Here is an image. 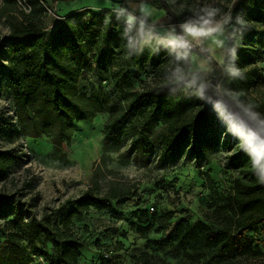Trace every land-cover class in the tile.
<instances>
[{
	"label": "trees",
	"instance_id": "obj_1",
	"mask_svg": "<svg viewBox=\"0 0 264 264\" xmlns=\"http://www.w3.org/2000/svg\"><path fill=\"white\" fill-rule=\"evenodd\" d=\"M68 1L74 0H26L28 13L21 12L22 19H19L14 14L18 0H1L0 17H5L9 30L2 67L11 89L15 115L21 125H27L29 138L43 137L55 148L68 149L73 124L92 122L97 113L105 111L103 136L110 138L123 131L129 132L130 146L139 155L149 156L155 141L162 147V159L175 157L188 142L195 155L200 142H206L214 103H223L237 126L251 135V141L261 134L241 120L217 94L200 100L184 94L172 96L167 90H160L167 53L145 49L129 56L121 38L122 25L116 22L109 9L73 12L52 32H45L41 22L47 16L48 4ZM115 1L124 3V0ZM187 1L147 0V3L178 22L189 14ZM215 3L225 11L232 5L233 15L241 14L247 22L235 61L243 78L220 77L226 90L245 97L264 81L257 65L264 58V0H235V4L232 0H215ZM132 68L141 72L148 68L146 75L150 82L138 90L133 89L128 82ZM83 73L94 75L99 84L113 86L117 92L115 103L109 104L110 94L98 87L87 90L80 86ZM258 109H264V103L259 104ZM212 143L217 142L213 140ZM235 159L243 177L234 180L230 192L220 196L213 211L225 217L226 225L216 227L203 220L190 222L188 218H179L169 226H155L151 222L154 216L143 212L137 220L143 216L146 223H136L134 231L146 238L151 232L167 230L168 246L184 255L189 264H234L264 257V252L256 245V236L264 235V183L255 176L248 153L242 152ZM15 162L10 154H0V177L6 176ZM33 183L34 177H31L22 188L30 190ZM128 194L110 188L100 196L98 184L93 183L78 198L64 201L63 205L70 208L54 225H31L29 254L44 264H76L79 250L71 231L72 217L90 209L113 213L111 202ZM129 195H136V192ZM42 237L50 243L51 251L38 247ZM9 238L14 244L13 238L20 239V236L16 232ZM102 264L118 263L104 260ZM132 264L167 263L143 252L132 257Z\"/></svg>",
	"mask_w": 264,
	"mask_h": 264
},
{
	"label": "rangeland",
	"instance_id": "obj_2",
	"mask_svg": "<svg viewBox=\"0 0 264 264\" xmlns=\"http://www.w3.org/2000/svg\"><path fill=\"white\" fill-rule=\"evenodd\" d=\"M207 0H188L187 7ZM115 0H74L49 3L47 16L41 25L52 32L69 14L91 9L111 10ZM1 6V0H0ZM150 6V5H149ZM157 17L169 19L163 12L150 6ZM28 13L26 0H18L17 18ZM170 20V19H169ZM9 30L5 17H0V154L15 158L14 167L0 177V264H44L29 254L28 241L32 224L54 225L55 220L68 212L63 203L81 196L93 183L98 184L99 195L110 188L129 194L111 202L113 213L94 210L72 217V233L76 239L79 257L76 264H102L104 260L118 264H132V257L147 252L167 264H189L184 255L171 249L165 234L149 233L146 238L134 231L136 223H143L146 212L155 226H169L179 218L190 222L203 220L214 226L226 225L225 217L213 211L220 196H226L236 179L243 177L236 163V156L247 152L242 148L251 135L239 128L227 113L223 103L212 105L211 124L206 131V142H200L197 154L192 153L190 142L173 158L162 159V147L155 141L149 156L135 153L130 146L131 134L123 131L115 137L103 136V124L107 113H97L92 122L73 124V134L68 149L55 148L47 139L28 137L27 125H21L15 115L13 97L5 70L6 40ZM264 78V58L257 63ZM145 72L131 69L128 82L138 90L148 84ZM80 86L100 88L108 96L109 104L115 103L117 92L113 86L99 84L94 75L83 73ZM229 104L235 114L249 126L259 131L251 122L250 113L240 108L234 95L226 90L217 93ZM253 110L264 115L258 106L264 103V81L240 97ZM157 136L158 129L154 130ZM216 140V144L212 143ZM209 179H207V177ZM34 177L32 189H23V183ZM152 209V210H151ZM156 217V219H154ZM18 232L20 239L11 233ZM38 247L51 251L50 243L42 237ZM256 245L264 252V235L256 236ZM122 246V249L118 248ZM234 264H264V257L257 261H236Z\"/></svg>",
	"mask_w": 264,
	"mask_h": 264
},
{
	"label": "clouds",
	"instance_id": "obj_3",
	"mask_svg": "<svg viewBox=\"0 0 264 264\" xmlns=\"http://www.w3.org/2000/svg\"><path fill=\"white\" fill-rule=\"evenodd\" d=\"M111 11L122 25L121 38L129 56L145 49L167 53L160 90L206 100L226 91L221 76L243 78L235 61L247 22L241 14L233 15L232 5L225 11L215 0L198 3L178 22L155 16L147 0H124L114 4ZM241 95L234 94L235 102L250 113L251 122L261 133L254 141L244 140L241 146L250 156L258 181L264 183V115L245 104Z\"/></svg>",
	"mask_w": 264,
	"mask_h": 264
},
{
	"label": "built area",
	"instance_id": "obj_4",
	"mask_svg": "<svg viewBox=\"0 0 264 264\" xmlns=\"http://www.w3.org/2000/svg\"><path fill=\"white\" fill-rule=\"evenodd\" d=\"M152 210V209H151Z\"/></svg>",
	"mask_w": 264,
	"mask_h": 264
}]
</instances>
